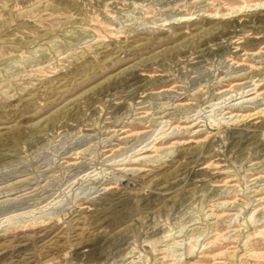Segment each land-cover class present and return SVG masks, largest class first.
Masks as SVG:
<instances>
[{"label": "rangeland", "instance_id": "1", "mask_svg": "<svg viewBox=\"0 0 264 264\" xmlns=\"http://www.w3.org/2000/svg\"><path fill=\"white\" fill-rule=\"evenodd\" d=\"M0 264H264V0H0Z\"/></svg>", "mask_w": 264, "mask_h": 264}]
</instances>
